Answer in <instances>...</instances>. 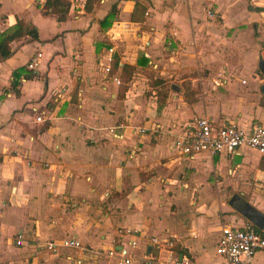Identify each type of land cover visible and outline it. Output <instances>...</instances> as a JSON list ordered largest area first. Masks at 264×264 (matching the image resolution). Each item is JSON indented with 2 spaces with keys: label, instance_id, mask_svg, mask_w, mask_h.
<instances>
[{
  "label": "crops",
  "instance_id": "obj_1",
  "mask_svg": "<svg viewBox=\"0 0 264 264\" xmlns=\"http://www.w3.org/2000/svg\"><path fill=\"white\" fill-rule=\"evenodd\" d=\"M44 1L0 0V31L18 18L37 28L0 58V264H72L69 248L45 242L99 249L122 227L174 235L193 264H223L222 227L249 221L223 199L237 194L264 212V155L242 146L179 156L172 140L200 115L264 124V0H139L144 15L136 0L91 10L70 0L63 20ZM252 264H264V247Z\"/></svg>",
  "mask_w": 264,
  "mask_h": 264
},
{
  "label": "built area",
  "instance_id": "obj_2",
  "mask_svg": "<svg viewBox=\"0 0 264 264\" xmlns=\"http://www.w3.org/2000/svg\"><path fill=\"white\" fill-rule=\"evenodd\" d=\"M208 13L211 14L210 11ZM112 50L109 47V51ZM40 56L41 52H37L28 62V67L36 68ZM108 59L110 61L112 55ZM105 70H110V64L105 66ZM113 78L119 82L118 77ZM35 119L42 121L43 114L40 112ZM115 128V125L109 127L113 132ZM143 129L144 127L140 128ZM242 146L264 155V124L254 123L244 127L228 121L217 125L208 116L200 115L186 121L172 140V148L179 156H192L202 152L210 155L234 153ZM117 234L118 239H112L109 246L99 249H92L74 237L49 240L45 244L51 250L69 248L73 252L68 255L72 264H132L135 260H139L141 264H193L187 254L176 248L178 242L174 235H142L139 229L127 227L119 228ZM24 242V234L18 231L15 243L22 245ZM263 247L264 233L257 230L252 222L246 221L241 227L223 226L216 241L215 252L223 257V264H252L256 251ZM86 253L89 255L85 256Z\"/></svg>",
  "mask_w": 264,
  "mask_h": 264
},
{
  "label": "trees",
  "instance_id": "obj_3",
  "mask_svg": "<svg viewBox=\"0 0 264 264\" xmlns=\"http://www.w3.org/2000/svg\"><path fill=\"white\" fill-rule=\"evenodd\" d=\"M96 0H85L84 3V8L85 10H91L92 9V4ZM116 3L111 5V8L109 12L100 20V23L103 25H108L111 23L109 21L110 18L115 16L116 11ZM140 7H143L141 5V2L139 0L135 1V6H134V12H136ZM71 8V2L70 0H45L44 3L41 6V10L44 13H53L56 15V18L58 20H63L66 18L69 10ZM133 12V13H134ZM25 34H29L32 38H37V28L35 25H29L27 24L24 20L18 18L14 24L9 25L8 27L4 28L2 31H0V58H5L9 56L12 53L11 49V41L16 40ZM116 58H114V55L112 56V59L110 60L111 65H110V70L113 69V66L116 65L115 63ZM123 68H127L131 71L130 65H125ZM109 70V71H110ZM19 71L13 70V78H12V85H16V80L18 78ZM261 231L260 229H257ZM179 252L183 254H187L186 249L184 247H177ZM188 255V254H187Z\"/></svg>",
  "mask_w": 264,
  "mask_h": 264
},
{
  "label": "water",
  "instance_id": "obj_4",
  "mask_svg": "<svg viewBox=\"0 0 264 264\" xmlns=\"http://www.w3.org/2000/svg\"><path fill=\"white\" fill-rule=\"evenodd\" d=\"M258 67L264 76V58L262 56L258 57ZM260 90L264 92V82L260 85ZM238 212H240L245 218L251 221L259 228H264V212H262L257 207L253 206L247 200L241 198L237 194H233L228 200ZM150 247H148V250Z\"/></svg>",
  "mask_w": 264,
  "mask_h": 264
},
{
  "label": "rangeland",
  "instance_id": "obj_5",
  "mask_svg": "<svg viewBox=\"0 0 264 264\" xmlns=\"http://www.w3.org/2000/svg\"><path fill=\"white\" fill-rule=\"evenodd\" d=\"M100 1V2H99ZM103 1H105V0H98V2L100 3V4H102L103 3ZM37 5V4H36ZM141 8V7H140ZM139 8V12H140V14H142V15H144L142 12H141V9ZM116 9V11H117V7L115 8ZM143 10V9H142ZM169 46H171L170 44H169ZM173 46H171V48H169V50L167 51V53L169 54V53H171V52H174V49L172 48ZM171 54H174V53H171ZM175 62V61H174ZM175 76H174V73L172 74V77H169L170 79L171 78H174ZM177 78H179V77H177ZM228 199L229 198H225V199H223L225 202H227L228 201Z\"/></svg>",
  "mask_w": 264,
  "mask_h": 264
}]
</instances>
